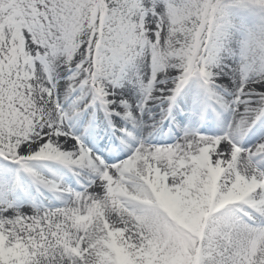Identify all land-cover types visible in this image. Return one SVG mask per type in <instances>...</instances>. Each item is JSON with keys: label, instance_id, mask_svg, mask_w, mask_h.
Masks as SVG:
<instances>
[{"label": "snow or ice", "instance_id": "obj_1", "mask_svg": "<svg viewBox=\"0 0 264 264\" xmlns=\"http://www.w3.org/2000/svg\"><path fill=\"white\" fill-rule=\"evenodd\" d=\"M0 264H264V0H0Z\"/></svg>", "mask_w": 264, "mask_h": 264}]
</instances>
